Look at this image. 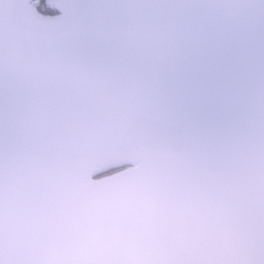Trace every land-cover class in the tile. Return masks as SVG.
<instances>
[{
	"label": "water",
	"instance_id": "95a60500",
	"mask_svg": "<svg viewBox=\"0 0 264 264\" xmlns=\"http://www.w3.org/2000/svg\"><path fill=\"white\" fill-rule=\"evenodd\" d=\"M38 9L40 0H29ZM71 0H44L65 14ZM0 53V264H264V145L161 123L141 61ZM159 57H152L158 63Z\"/></svg>",
	"mask_w": 264,
	"mask_h": 264
},
{
	"label": "snow or ice",
	"instance_id": "6c2138e0",
	"mask_svg": "<svg viewBox=\"0 0 264 264\" xmlns=\"http://www.w3.org/2000/svg\"><path fill=\"white\" fill-rule=\"evenodd\" d=\"M55 21L29 0H0V53L20 45L13 10L36 40L83 57L141 61L159 119L196 141L254 133L264 145V0H71ZM152 57H159L152 63Z\"/></svg>",
	"mask_w": 264,
	"mask_h": 264
},
{
	"label": "trees",
	"instance_id": "16d2710c",
	"mask_svg": "<svg viewBox=\"0 0 264 264\" xmlns=\"http://www.w3.org/2000/svg\"><path fill=\"white\" fill-rule=\"evenodd\" d=\"M41 3L44 5L43 0H41ZM38 9H39L41 12H43V13H52V12H53V10L47 8L45 5H44L43 7H40V6H39Z\"/></svg>",
	"mask_w": 264,
	"mask_h": 264
},
{
	"label": "rangeland",
	"instance_id": "374dc122",
	"mask_svg": "<svg viewBox=\"0 0 264 264\" xmlns=\"http://www.w3.org/2000/svg\"><path fill=\"white\" fill-rule=\"evenodd\" d=\"M38 6L43 7L44 5H43V4L41 3V1H40Z\"/></svg>",
	"mask_w": 264,
	"mask_h": 264
}]
</instances>
